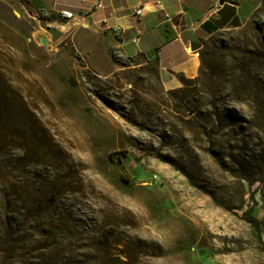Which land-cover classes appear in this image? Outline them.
<instances>
[{
	"label": "rangeland",
	"instance_id": "rangeland-1",
	"mask_svg": "<svg viewBox=\"0 0 264 264\" xmlns=\"http://www.w3.org/2000/svg\"><path fill=\"white\" fill-rule=\"evenodd\" d=\"M249 1L188 78L90 57L78 28L41 27L64 18L0 0V264H264V0Z\"/></svg>",
	"mask_w": 264,
	"mask_h": 264
},
{
	"label": "crops",
	"instance_id": "crops-1",
	"mask_svg": "<svg viewBox=\"0 0 264 264\" xmlns=\"http://www.w3.org/2000/svg\"><path fill=\"white\" fill-rule=\"evenodd\" d=\"M34 1L39 9L55 15L62 10L79 15V24L64 19L68 24L76 25L79 33L75 45L88 51L90 57L119 49L128 57L140 54L158 58L164 70L188 78L198 74L200 65L198 56L189 51L191 43L201 44L217 34L243 28L259 8L249 0ZM98 1L103 3V8H96ZM137 8H144L142 16L135 15ZM112 12L115 17L104 23ZM116 27L123 30L119 37L114 34ZM193 65L195 72L188 74L187 70ZM166 79L168 84H175L171 78Z\"/></svg>",
	"mask_w": 264,
	"mask_h": 264
},
{
	"label": "built area",
	"instance_id": "built-area-1",
	"mask_svg": "<svg viewBox=\"0 0 264 264\" xmlns=\"http://www.w3.org/2000/svg\"><path fill=\"white\" fill-rule=\"evenodd\" d=\"M104 5L101 1H98L96 2V8H103ZM143 10L144 8H137L135 10V15L138 17V16H142L143 15ZM59 15L62 17V18H65L67 20H70V21H73V24H79V21L81 20V17H79V15H75L71 10H62ZM115 17V14L112 12L109 14V17L106 18L104 20V23H106L108 21V19L110 18H114ZM123 33V30L122 28L120 27H116L114 28V34L119 37L121 36Z\"/></svg>",
	"mask_w": 264,
	"mask_h": 264
},
{
	"label": "trees",
	"instance_id": "trees-1",
	"mask_svg": "<svg viewBox=\"0 0 264 264\" xmlns=\"http://www.w3.org/2000/svg\"><path fill=\"white\" fill-rule=\"evenodd\" d=\"M208 79H209V82H213V74L212 73H208ZM161 159L163 161H165L166 163L172 165L174 168L177 169V164L174 161H172V160H165L164 158H161ZM122 181L125 184H127V185L130 184L129 180L127 178H125V177H122ZM251 196L253 198V193L251 194ZM252 213H253V209L250 208L249 210L245 211L244 214H243L244 215L243 218L244 219H247L250 222V224L253 223V221H252Z\"/></svg>",
	"mask_w": 264,
	"mask_h": 264
},
{
	"label": "bare ground",
	"instance_id": "bare-ground-1",
	"mask_svg": "<svg viewBox=\"0 0 264 264\" xmlns=\"http://www.w3.org/2000/svg\"><path fill=\"white\" fill-rule=\"evenodd\" d=\"M76 25L71 24H61L58 30L64 34V36L69 35L71 31L75 28ZM201 44L197 42L191 43V46L189 47L190 52H196L197 50H194V48H198V50L201 48ZM195 68V65L192 66Z\"/></svg>",
	"mask_w": 264,
	"mask_h": 264
},
{
	"label": "water",
	"instance_id": "water-1",
	"mask_svg": "<svg viewBox=\"0 0 264 264\" xmlns=\"http://www.w3.org/2000/svg\"><path fill=\"white\" fill-rule=\"evenodd\" d=\"M41 27L43 29H45L49 34L52 35V39L54 41H57L58 39L62 38L64 36V34L62 32H60L58 29H53L49 26H47L46 24L42 23ZM42 44H45V40H43Z\"/></svg>",
	"mask_w": 264,
	"mask_h": 264
}]
</instances>
